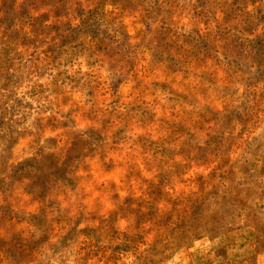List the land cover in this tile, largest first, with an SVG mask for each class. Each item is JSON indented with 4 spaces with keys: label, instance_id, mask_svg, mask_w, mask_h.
<instances>
[{
    "label": "clouds",
    "instance_id": "1",
    "mask_svg": "<svg viewBox=\"0 0 264 264\" xmlns=\"http://www.w3.org/2000/svg\"><path fill=\"white\" fill-rule=\"evenodd\" d=\"M229 4L32 11L75 29L96 10L109 49L28 25L27 43L0 34V205L14 213L0 223V264H264V0ZM161 29L175 43L157 59ZM201 37L207 54L193 49ZM91 132L99 144L74 155ZM49 154L71 183L39 198L16 172Z\"/></svg>",
    "mask_w": 264,
    "mask_h": 264
},
{
    "label": "rangeland",
    "instance_id": "2",
    "mask_svg": "<svg viewBox=\"0 0 264 264\" xmlns=\"http://www.w3.org/2000/svg\"><path fill=\"white\" fill-rule=\"evenodd\" d=\"M78 0H0V34L6 35L9 40L23 39L25 43L28 42L27 37L22 32L25 25L31 27V30L39 34L41 32H47L50 30H56L57 35L61 37V44L76 39L80 34H90L93 39L97 40L98 47L101 49H109L114 36L110 35L106 29H101L100 22L97 17V11H89L81 24L75 29H71L67 23L52 24L47 28L44 25V21L48 19L49 12H44L40 16H33L32 11L40 7H48L49 11L56 17L65 15L67 13L68 5ZM117 2L123 8L132 9L135 8L139 0H117ZM228 0H224L227 4ZM199 3L204 4L206 0H199ZM236 0H231V4L228 7L231 9L235 5ZM77 11L83 15V9L78 8ZM127 37L125 36V40ZM157 49L154 53L155 58L159 59L162 51H165L174 45V41L169 40V32L167 29H161L157 35ZM233 47L239 48V44L236 40L232 41ZM193 49L196 53L207 54L210 45L204 38H192ZM258 55H264V39L258 38L254 44ZM9 49L3 50L4 56L7 57ZM54 53L55 48L49 49ZM99 134L95 132L90 133V139L88 141H82L77 138V141L73 144L72 152L74 155H78L85 148L89 151L93 150V142L99 144ZM204 150H200V154L203 155ZM57 159L53 155L49 154L41 161H28L24 165H21L17 170V176H30L32 183L28 186V191L32 192L35 196L43 198L49 188L56 183L57 180L63 178L65 182L71 183V181L65 177V170L67 168V162L64 168L57 167ZM2 187V184H0ZM9 205H0V223H5L13 217ZM32 222L38 224L40 227H45L47 221L43 215L33 216ZM18 241V237L14 238ZM5 242L0 240V245ZM15 249V244H13ZM223 248L217 250V254H223Z\"/></svg>",
    "mask_w": 264,
    "mask_h": 264
}]
</instances>
